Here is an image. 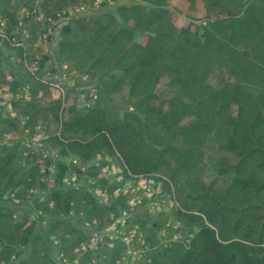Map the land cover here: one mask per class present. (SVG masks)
Wrapping results in <instances>:
<instances>
[{"label":"trees","instance_id":"16d2710c","mask_svg":"<svg viewBox=\"0 0 264 264\" xmlns=\"http://www.w3.org/2000/svg\"><path fill=\"white\" fill-rule=\"evenodd\" d=\"M187 2L0 0V264H264V0Z\"/></svg>","mask_w":264,"mask_h":264},{"label":"rangeland","instance_id":"374dc122","mask_svg":"<svg viewBox=\"0 0 264 264\" xmlns=\"http://www.w3.org/2000/svg\"><path fill=\"white\" fill-rule=\"evenodd\" d=\"M196 4H197V14H199V16L201 17L202 14H203V5H202L201 0H196ZM188 12H189V3L187 2V0H173V6L171 7V13H172L173 18L177 22H180V23L186 22L187 19H186L185 16H186V14H188ZM46 48H47V46L43 50H45ZM2 50H3L2 52H3L4 55H8V54H13L14 55V52L11 51V50H9L8 48L7 49H2ZM119 106H121L122 108L125 109V108L128 107V103L125 102V101H120ZM36 138L38 139V137H36ZM110 168H111L110 170H107L106 169L104 172L107 175L109 174V176L116 175V177L118 179L120 177V175H119L120 174V168L116 166L115 162L111 165ZM152 182L153 181L151 179L139 178L138 185L141 186V190H142L143 194L146 193V192H148V190L151 187ZM153 206L156 207L157 205L155 203H153ZM122 220H123V217L120 218V219H115L114 224H112L113 227L118 228L120 230V227L123 226ZM164 228H166V227L163 226L161 228V233L156 238L157 243L163 241V238L164 237H167V238L174 237L175 238V233L174 232L172 233L170 231V229H168V228L164 229ZM107 230L108 231H106V232L108 234L112 235V236L119 234V233H115V234L114 233H109L110 228L107 229ZM124 231H126V232L124 233ZM119 232H120V236L121 237H123L124 239L127 238L126 240L129 241L130 238H134L135 232H137V228H132V229H128L127 228V229H124V230H120ZM126 251H127L125 253L126 254V257H125L124 260L125 261H128V258L127 257H129V254H132L135 251L133 250L132 246H130V245L128 246V248H127Z\"/></svg>","mask_w":264,"mask_h":264},{"label":"built area","instance_id":"2783aa9c","mask_svg":"<svg viewBox=\"0 0 264 264\" xmlns=\"http://www.w3.org/2000/svg\"><path fill=\"white\" fill-rule=\"evenodd\" d=\"M102 0H95V5L97 6ZM84 9V6L81 7H77L71 10L70 14H77L80 13L82 10ZM39 18L41 17V15L38 16ZM59 20L60 21H66L68 19V16H65L62 18V16H59ZM48 20H51V18L49 17ZM3 27V23L0 22V36L3 38H7V35L5 34V32L2 29ZM25 32V31H24ZM44 37V35H43ZM10 43L16 45V46H20L22 45L21 41H14L13 38L10 39ZM33 67H30V69H32ZM66 64L63 65L62 68V73H60L59 75H57L56 77H54V81H53V86L56 89L57 92H62L63 88H62V84L64 81H68L69 77L72 76L73 78H75L71 73H67L66 72ZM76 78H78L79 80H86L87 76L86 75H82V76H77Z\"/></svg>","mask_w":264,"mask_h":264},{"label":"water","instance_id":"95a60500","mask_svg":"<svg viewBox=\"0 0 264 264\" xmlns=\"http://www.w3.org/2000/svg\"><path fill=\"white\" fill-rule=\"evenodd\" d=\"M67 83L70 84V85L74 84V79H73L72 76L69 77Z\"/></svg>","mask_w":264,"mask_h":264}]
</instances>
